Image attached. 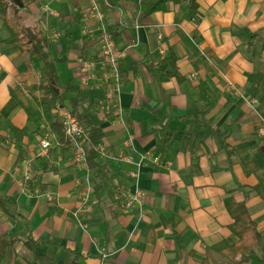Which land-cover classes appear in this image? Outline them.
Returning <instances> with one entry per match:
<instances>
[{"label": "crops", "instance_id": "obj_1", "mask_svg": "<svg viewBox=\"0 0 264 264\" xmlns=\"http://www.w3.org/2000/svg\"><path fill=\"white\" fill-rule=\"evenodd\" d=\"M21 1V23L54 46L60 84L79 88L66 98L91 105L104 136L92 169L74 160L71 144L63 151L54 142L37 156L31 134L44 125L27 120L9 89L25 74L41 78L42 64L4 42L0 18V195L21 215L0 208V240L10 243L0 264H231L212 249L238 240L228 200L245 204L264 234L258 176L244 166L264 149V107L247 81L264 74V0H195L194 11L190 0H164L165 10L148 15L140 0ZM101 30L112 33L121 81L109 112L106 91L80 80L82 64L101 57ZM170 48L182 82L161 78L172 71ZM188 54L200 57L197 71ZM5 120L28 130L20 160ZM256 162L264 170V157ZM26 170L37 182L21 185ZM127 194H140V203L125 207ZM163 218L176 220L181 247ZM253 250L243 264H264V237Z\"/></svg>", "mask_w": 264, "mask_h": 264}, {"label": "trees", "instance_id": "obj_2", "mask_svg": "<svg viewBox=\"0 0 264 264\" xmlns=\"http://www.w3.org/2000/svg\"><path fill=\"white\" fill-rule=\"evenodd\" d=\"M108 1L113 7L118 5L120 0ZM190 1L192 4L191 8L194 11L196 9L195 0ZM22 4L21 0H0V18L9 33V36L4 39V42L6 44H13L17 49L26 52L30 58L40 62L42 64L43 76L41 80H37L34 75L25 74L24 77L26 82L24 85L10 88L9 94L24 110L29 122L36 125L43 124L50 128L55 136L54 142L57 143L63 151H67L70 148V141L64 133L61 121L55 117L53 108L57 104L60 107L67 108L86 128L84 138L85 164L87 168L92 169L97 166L96 158L99 155L98 145L103 139L104 132L100 124L92 118L91 105H83L78 97L66 98V92L79 90V88L69 82L64 85L60 84V75L56 66L57 60L52 56L54 46L48 43L47 35L40 28L26 27L20 22L18 8L22 7ZM165 9L166 5L164 0H140L139 2V10L144 15ZM262 48H264V42L262 43ZM169 58L171 59L169 64L172 71L162 72L161 78L168 80L174 76L179 82H182L184 78L178 73L175 64L176 55L172 48H170ZM188 59L193 69L197 71L200 57L194 54H188ZM247 81L257 88L258 101L264 107V74L258 72L247 74ZM4 123L6 124L11 142L15 144L19 151L18 158L20 160L22 158L20 142L23 136L28 135V130L26 127L18 128L9 120H5ZM2 126L3 117L0 115V140L2 139ZM259 157H264L263 148L257 149L252 158L244 162V166L249 173H254L258 176L254 191L264 200V170H262L256 162V159ZM225 205L228 213L233 219L230 229L237 236L238 240L235 244L231 245L224 241L217 243L212 246V249L231 264L250 262L254 259L255 255L253 248L261 246L264 234L258 229L257 223L251 217L245 204H238L233 200H228ZM0 208L8 216H18L21 218V215L11 214L7 211L5 208V199L1 195ZM162 222L171 229L175 236L177 246L181 247V235L175 230L176 220L174 218L168 220L163 218ZM154 236L155 233L152 227H149L146 232V241L152 242ZM36 243L37 242H35V244ZM9 244V242L0 240V262ZM70 264L81 263L72 262ZM202 264H208L206 259H202Z\"/></svg>", "mask_w": 264, "mask_h": 264}, {"label": "built area", "instance_id": "obj_3", "mask_svg": "<svg viewBox=\"0 0 264 264\" xmlns=\"http://www.w3.org/2000/svg\"><path fill=\"white\" fill-rule=\"evenodd\" d=\"M100 52L101 59L95 62H91L89 64H82L81 73L85 78L81 80V84L86 86L88 80L96 78V69L99 68L102 70V77L104 81L108 79L113 80V84L110 85L109 89L104 94V99L107 100V104L103 107L105 112L110 111V104L114 101L116 94L119 91L121 86L120 81V72H119V61L117 56V49L115 43L113 41L112 35L107 30H101L100 32ZM111 76V77H110ZM85 88V87H84ZM56 109L58 110L59 119L62 123L64 133L66 137L69 139L71 146L73 147L74 152V160L78 163L85 162V152H84V138H85V126L75 117L73 116L67 108L60 107L58 104L56 105ZM116 110L120 112L119 107L116 106ZM261 133H264V130L259 129ZM51 132V131H50ZM52 135V136H50ZM53 133H46L43 138L39 141V149H37V156H45L52 145ZM55 139V136H54ZM33 177V173L29 170L24 172L21 179V185L24 186L27 183L26 180ZM140 194H127L124 197V206L129 207L133 204L140 203Z\"/></svg>", "mask_w": 264, "mask_h": 264}, {"label": "rangeland", "instance_id": "obj_4", "mask_svg": "<svg viewBox=\"0 0 264 264\" xmlns=\"http://www.w3.org/2000/svg\"><path fill=\"white\" fill-rule=\"evenodd\" d=\"M93 62L96 63V61H93ZM83 77L85 78V76H83ZM83 77H81L80 80H82ZM38 80H41V78H39ZM112 84H113V80H111V79H108L107 81H104V79L102 77V70H100L99 68H97L96 69V78L95 79L88 80V83L86 84V86H83V88L85 87L84 89L89 90V91H92V93H99L100 91L101 92L107 91L109 89L110 85H112ZM81 85H84V84H81ZM67 105L69 106L68 103H67ZM53 113H54L55 117L60 121V119H59L60 117H59V114H58V110L56 109V105L53 108ZM50 131H51L50 128L47 127V126H43L42 128H40V127L35 128V130L33 131V134H31L32 136L34 135V136H36V138H38L36 140V142H34V143L32 142L33 145H34V148L36 146H38V149H39V145L38 144L40 142H38V141H40L41 138H43V136L46 133H51ZM50 136H52V135H50ZM53 144H54V136H53V140H52L51 147L53 146ZM55 145H58V144H55ZM26 181L29 182L28 183V185H29L30 182H37V178H33L32 177V178H30V179H28Z\"/></svg>", "mask_w": 264, "mask_h": 264}]
</instances>
